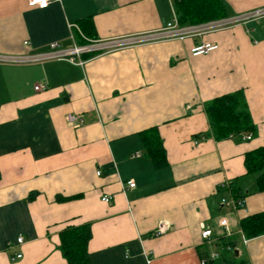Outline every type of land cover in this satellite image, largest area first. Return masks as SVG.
<instances>
[{
    "label": "crops",
    "instance_id": "crops-1",
    "mask_svg": "<svg viewBox=\"0 0 264 264\" xmlns=\"http://www.w3.org/2000/svg\"><path fill=\"white\" fill-rule=\"evenodd\" d=\"M173 2L49 0L39 9L0 0V264H67L59 234L83 225L88 264H201L211 254L207 263L264 264V235L246 239L241 229L264 212L259 172L244 167L247 153L264 148V18L239 20L264 0H223L227 17L183 40L163 31ZM84 19L105 48L82 66L49 58L52 43L72 48ZM203 43L218 48L193 56ZM236 91L251 139L217 142L204 106ZM68 115L83 123L70 126ZM150 128L165 151L160 169L138 136ZM159 222L168 230L155 236Z\"/></svg>",
    "mask_w": 264,
    "mask_h": 264
},
{
    "label": "trees",
    "instance_id": "trees-1",
    "mask_svg": "<svg viewBox=\"0 0 264 264\" xmlns=\"http://www.w3.org/2000/svg\"><path fill=\"white\" fill-rule=\"evenodd\" d=\"M174 11L177 16L178 27L188 28L222 21L227 17L223 0H174ZM78 32L73 38L77 45H87L96 41L94 26L91 19H84L77 23ZM95 53L84 55L89 58ZM209 128L213 139L217 142L240 134L249 135L254 127L251 123L246 101L242 91L224 95L213 99L204 106ZM145 150V155L151 159L153 167L160 169L166 165L165 151L156 128L144 130L138 134ZM246 174L259 172L257 179L258 191H264V148L249 152L244 157ZM232 195L239 199L237 190L232 187ZM57 201L67 200L57 198ZM241 229L246 239L264 235V212L249 216L241 221ZM91 238L89 225L79 227L68 226L59 234V251L67 264H88L89 254L87 245ZM223 248L232 249L221 253L224 261L227 254H233L232 243H221ZM206 264H212L209 261Z\"/></svg>",
    "mask_w": 264,
    "mask_h": 264
},
{
    "label": "built area",
    "instance_id": "built-area-1",
    "mask_svg": "<svg viewBox=\"0 0 264 264\" xmlns=\"http://www.w3.org/2000/svg\"><path fill=\"white\" fill-rule=\"evenodd\" d=\"M49 3V0H28V6L29 7H38L39 9H45ZM261 18H264V8L257 9L249 14H246L242 16L239 20L241 21H249V20H259ZM199 30H202L201 26L197 27H188V28H179L178 27V21H177V16L175 14V11L172 12V16L169 20V22L166 24V27L164 28L163 31L167 34L166 36L168 38H176L179 40H183L186 37L192 36L197 34ZM73 40V37H72ZM105 47L103 45L97 44V42L93 41L87 45H77L76 43L72 46L71 49L62 51L59 49V46L57 43H52L49 46V49L53 51L54 53L49 57V58H55V59H62L66 60L67 62L73 64L74 60H77V65L82 66L84 64V61L82 57L87 54L91 53H96L97 51H102ZM218 46L213 43H203L200 45H196L191 49V54L193 56H200V55H206L210 52H213L217 50ZM26 59V58H24ZM23 58L21 61L24 60ZM34 60H30L27 62H32ZM44 87L42 85H36L34 87L35 91H39L43 89ZM66 121L70 126L73 127H78L83 123V119L79 115H68L66 117ZM251 139L250 135H246L243 140L249 141ZM131 157H140L139 153H134L131 155ZM97 175L100 174V172L96 173ZM134 183L133 181H127L123 184V188L125 189H133L134 188ZM112 201V197L109 195H102L101 196V202L105 204H109ZM225 200H222L221 202L223 203ZM242 200L237 199L233 202V205L235 208H240L242 207ZM226 228V227H225ZM168 230V224L166 222H159L156 229L154 230L153 234L155 236H159L161 234H164ZM227 231V236H229V231ZM211 236V231L210 230H205L201 233V237L203 239L209 240ZM23 242L22 238H17L16 243L21 244ZM243 243H246V240L243 239ZM227 251L231 250L232 248L227 246L225 248ZM224 249H222L223 251ZM218 255H209L208 259L202 260L201 264H206L208 260H214L217 258ZM15 258H20V255L15 256Z\"/></svg>",
    "mask_w": 264,
    "mask_h": 264
}]
</instances>
